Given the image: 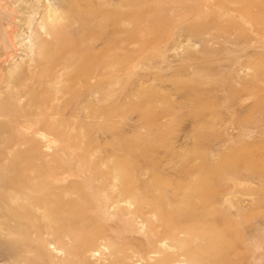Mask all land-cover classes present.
<instances>
[{"label": "bare ground", "instance_id": "1", "mask_svg": "<svg viewBox=\"0 0 264 264\" xmlns=\"http://www.w3.org/2000/svg\"><path fill=\"white\" fill-rule=\"evenodd\" d=\"M10 1L0 0V252L4 263L48 264L45 245L53 244V251L61 253L67 237L73 246L66 251L72 257L83 260L91 253L105 262L104 248L95 242L107 237L112 242L108 252L112 260L106 264H125L128 250L132 249V256L138 253L126 240L127 225L144 224L151 214L156 223L146 225L142 243L136 246L141 249L145 244L146 250L158 254L153 264H185L182 256L190 264H229V239L221 240L222 231L207 232L213 221L202 214L205 205L161 192L149 194L147 201L135 199L134 193L145 196L146 190L121 186L129 184L122 181L125 173L116 165L102 171L98 163L105 162L106 155L93 148L116 113L121 72L133 69L135 50L130 45L135 28H146L148 40L155 37L151 29L159 23L170 26L193 15L197 22L190 25L193 28L226 21L220 29L254 32L264 26V0H40L41 9L18 5L22 15L18 24L11 17L16 9ZM18 49L26 58L4 68ZM107 107L109 116L104 114ZM243 166L250 170L261 164L248 158ZM96 180L111 181L110 188L96 184L94 189L99 196L106 192L112 197L116 214L111 230L103 228L108 220L101 217L102 200L84 194L80 185ZM118 197L128 207L135 204L134 209L122 210L116 205Z\"/></svg>", "mask_w": 264, "mask_h": 264}, {"label": "rangeland", "instance_id": "2", "mask_svg": "<svg viewBox=\"0 0 264 264\" xmlns=\"http://www.w3.org/2000/svg\"><path fill=\"white\" fill-rule=\"evenodd\" d=\"M10 2L16 9L11 14L16 24L22 18L20 6L41 9L42 5L40 0ZM193 23H197L193 15L167 22L170 26L161 22L151 29L155 37L148 40L146 28L134 29L133 69L120 74V102L93 150L106 155L105 162L98 163L102 171L114 165L122 169V181L129 185L121 186L146 190L145 196L134 193L135 199L147 201L149 194L161 192L168 198L205 205L201 213L213 221L207 232L222 231L221 240L229 239V264H264V38L260 35L264 26L253 32L228 26L220 29L226 21H220L219 27L200 24L193 28ZM25 58V52L18 49L4 68ZM110 112V107L105 108V115ZM248 158L261 164L258 170L245 169ZM96 184L110 188L111 181L80 183L84 194L102 200L101 217L108 220L103 228L110 229L116 214L112 197L106 192L97 195ZM116 205L122 210L135 206L128 207L124 199ZM146 219L144 224L132 221L127 225L126 240L133 242L138 253L132 256V249L128 250L125 264H153L158 255L146 250L145 244L141 249L136 246L142 243L146 225L156 223L151 214ZM65 241L61 253L53 251V244L45 245L48 264L112 260L108 254L112 242L107 237L95 242L104 248L105 262L91 253L83 260L72 257L66 249L73 245L69 237ZM182 258L185 264L191 263ZM0 264H5L1 252Z\"/></svg>", "mask_w": 264, "mask_h": 264}]
</instances>
